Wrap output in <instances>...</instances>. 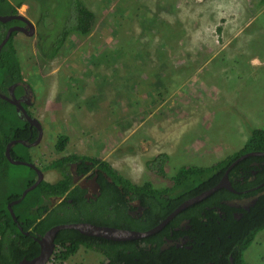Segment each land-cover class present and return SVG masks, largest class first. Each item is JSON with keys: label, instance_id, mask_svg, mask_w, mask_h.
<instances>
[{"label": "rangeland", "instance_id": "obj_1", "mask_svg": "<svg viewBox=\"0 0 264 264\" xmlns=\"http://www.w3.org/2000/svg\"><path fill=\"white\" fill-rule=\"evenodd\" d=\"M69 1L23 0L19 7L34 23L47 14L34 35L15 37L34 91L29 109L43 126L40 143L29 147L39 167L72 153L101 157L104 150L102 158L134 182L166 187L181 166H210L240 150L252 129L264 128V5L259 0H83L96 14L92 33L69 36L48 59L40 53L38 32L51 50L70 24H64ZM160 103V113L177 109L176 133L171 140L161 132L150 143V122L138 125L145 118L142 111L150 113ZM63 135L68 143L61 152L56 143ZM140 136L144 147L138 145ZM114 141L119 144L113 146ZM164 150L172 157L167 176L147 164ZM44 174L50 182L61 178L56 168ZM77 181L84 185L83 178ZM87 185L90 193L96 190L93 180ZM244 258L247 264H264V229ZM103 260L100 252L81 246L68 260L54 255L47 264Z\"/></svg>", "mask_w": 264, "mask_h": 264}, {"label": "trees", "instance_id": "obj_2", "mask_svg": "<svg viewBox=\"0 0 264 264\" xmlns=\"http://www.w3.org/2000/svg\"><path fill=\"white\" fill-rule=\"evenodd\" d=\"M23 3V0H0V14H18ZM68 5L70 8L67 9L64 24L66 21L70 24L63 27L52 41L51 50H47L42 43V30L38 32L40 53L48 59L59 54L69 36H89L94 29L96 14L85 1L72 0ZM259 5L263 6L264 0H259ZM42 7L43 4L41 10ZM46 15L45 12L40 14L37 27L42 25ZM16 23L20 22L16 19L7 23L0 21V43L8 26ZM18 33L14 32L0 51V92L8 94L9 87L19 83L15 93L20 97L25 92L23 84L27 81L15 44ZM25 106L33 115L30 106ZM37 135L36 127L20 116L16 106L0 97V264H18L24 258L32 259L39 255L41 246L35 237L40 238L61 223L91 222L149 230L184 201L216 186L237 158L246 152L264 151V128H254L240 150L210 166L183 165L172 175V184L166 187H156L150 181L136 183L102 157L67 154L46 166L58 169L60 179L55 182L43 180L13 206L17 223L8 205L35 183L37 172L26 165L9 162L6 148L14 139L33 142ZM67 143L68 137L61 136L56 149L63 152ZM12 155L26 161L33 160L29 147L21 143L13 146ZM168 162L170 155L163 152L151 158L147 164L159 175L167 176ZM17 166L21 168L15 169ZM40 168L43 171L46 169ZM77 177L93 179L98 192L88 196L87 189L78 183ZM229 178L234 189L240 193L227 188L219 189L181 211L162 230L149 237L115 241L85 235L76 229L60 230L56 237L58 252L55 256L60 261H66L84 246L104 256L100 264H247L244 252L264 229V186L250 192L245 190L264 184V156H250L237 162ZM255 196L257 200L250 211L226 202ZM237 211H242L244 216H235ZM19 225L29 234L23 232ZM185 237L189 239L183 243Z\"/></svg>", "mask_w": 264, "mask_h": 264}, {"label": "water", "instance_id": "obj_3", "mask_svg": "<svg viewBox=\"0 0 264 264\" xmlns=\"http://www.w3.org/2000/svg\"><path fill=\"white\" fill-rule=\"evenodd\" d=\"M20 20L23 21L25 24L24 25H15L11 26L8 30L7 33L0 43V51H2L4 45L9 41L11 38L12 34L14 32H23L29 36H32L36 33V26L35 24L25 15L23 14H0V21L7 23L11 20ZM1 55V53H0ZM19 85V83H15L9 87V92L8 94H4L0 92V97L9 101L10 103L14 104L16 106L17 111L20 113V116L28 121L31 126L36 127L38 135L37 138L33 142H29L27 139H14L10 141L7 145L6 148V156L9 159L8 161L11 162L12 164L16 165H26L28 167L34 168V170L37 172V179L35 183H33L31 186L27 187L20 198L13 200L12 202L9 203L8 207L9 210L12 214L13 219L15 222L18 223V217L14 211L13 206L15 204L20 203L26 195L35 189L43 180H45V174L44 171L33 161H26L23 159H18L15 158L12 155V148L14 145L17 143L24 144L27 147H32L36 146L37 144L40 143L43 137V126L42 122L35 117L34 115L29 114L27 108L25 105H31L33 103V94L34 91L32 89L31 84L26 83V87L28 92L31 94H27L24 97H18L15 93L16 87ZM250 156H264V151H251V152H246L239 158H237L232 164L228 167L226 172L224 173L222 179L220 182L208 189L202 192L201 194L189 198L188 200L184 201L180 206H178L173 212H171L163 221H161L159 224L154 226L153 228L145 231H139V230H133V229H126V228H119V227H114V226H109V225H98L94 224L91 222H71V223H61L53 226L50 228L43 236L40 238L35 237L36 240L39 242L41 246V252L39 255L32 259H27L24 258L22 259L18 264H47L54 251L56 248V237L57 234L60 230L63 229H76L82 234L89 235V236H98L110 240H115V241H128V240H135V239H140V238H145L149 237L160 230H162L171 220H173L181 211L184 209L188 208L189 206L193 205L194 203H197L199 201L204 200L205 198L211 196L213 193H215L217 190L222 189V188H227L231 190L232 192L239 193L236 189H234L232 182L229 178V173L231 169L237 164V162H240L241 160L250 157ZM255 201L253 202V204ZM20 229L25 232L26 234H29V232H26L21 225H19Z\"/></svg>", "mask_w": 264, "mask_h": 264}, {"label": "crops", "instance_id": "obj_4", "mask_svg": "<svg viewBox=\"0 0 264 264\" xmlns=\"http://www.w3.org/2000/svg\"><path fill=\"white\" fill-rule=\"evenodd\" d=\"M147 98H149V97H147ZM152 98H154L153 96H152ZM162 103H163V101H162ZM162 103H160L157 107H155V109L153 110V111H151L150 113H148V112H144V111H142L143 112V114L145 115V118L144 119H142L140 122H139V128L141 127V126H143V125H145V123L146 122H150V125L148 126V129L146 130V133H147V135H146V133H145V135L146 136H148L147 137V140L151 143V140H153V139H156V138H158L159 137V135L161 134V132H165V133H168V135H170V137H171V140H172V138H173V135L176 133V129H174V127H175V123L178 121V119L176 118L177 116H178V114H177V109L175 108H172V109H170L169 110V108H167L165 111H164V113H160L162 110H161V107H162ZM60 109L62 110L63 109V106L62 107H60ZM66 110V107H65V109H64V111ZM145 110H147V109H145ZM175 110H176V112H175ZM63 111V112H64ZM62 112V111H61ZM128 114V113H131V112H129V111H125L123 114ZM132 114V113H131ZM160 121H163V124L162 123H160ZM138 128V129H139ZM130 129V128H129ZM128 129V130H129ZM127 137V136H126ZM126 137H124L123 138V140L122 141H120V144L118 143V142H116V141H114V144H113V146H116V145H118L119 144V147L121 146V145H123L125 142H123L125 139H126ZM144 136H140L139 138H140V140H139V144L138 145H141L142 147H144L143 146V144H144V142H145V139L143 138ZM135 141V140H134ZM111 141L109 140V142L108 143H110ZM107 145V144H106ZM135 145V144H134ZM108 146V145H107ZM104 150H103V154H102V156L101 157H104L105 155H104ZM112 152H114V149L112 150ZM163 152H165V153H168L169 155H170V162H172V157H171V154L168 152V151H161V152H159V153H163ZM186 152V151H185ZM158 153V154H159ZM187 153V152H186ZM206 153H208L209 154V151H207ZM157 155V154H156ZM156 155H153L152 157H154V156H156ZM183 160V159H182Z\"/></svg>", "mask_w": 264, "mask_h": 264}, {"label": "flooded vegetation", "instance_id": "obj_5", "mask_svg": "<svg viewBox=\"0 0 264 264\" xmlns=\"http://www.w3.org/2000/svg\"><path fill=\"white\" fill-rule=\"evenodd\" d=\"M25 3H23V5H24ZM21 14V13H20ZM17 21H19L20 23H16V24H12V25H10V26H8V28H7V30L11 27V26H15V25H24L25 23L23 22V21H20V20H17ZM34 23V22H33ZM35 24V26H36V32H37V24L36 23H34ZM24 86H25V92L24 93H22L21 94V96L20 97H24L25 98V96L28 94H31L30 92H28V90H27V87H26V83L25 84H23ZM256 173V172H255ZM83 179H84V185H83V187H85L86 189H87V195L88 196H92L93 194H95V193H97L98 192V186H97V184H96V182L93 180V179H88V178H85V177H82ZM241 180H244V177H241L240 178ZM88 180H93L94 181V185L96 186L95 188H96V190L95 191H93V193H90V191H91V189H90V187H89V185H87V181ZM262 186H264V184L263 185H258V186H256V187H254V188H250V189H247V190H245V192H250L251 190H255V189H258V188H260V187H262ZM93 190V189H92ZM240 193V192H239ZM256 200H257V198H256V196L255 197H246V198H237V199H232V200H229V201H226L228 204H230L231 206H234V207H236V208H239V209H246V210H248V211H250V209H251V206L253 205V202L255 201L256 202ZM235 216H237V217H242V216H244V213L241 211H237V212H235ZM188 237H185V238H183L182 239V242L183 243H186L187 241H188ZM231 261L232 262H234V259H233V257L231 256Z\"/></svg>", "mask_w": 264, "mask_h": 264}, {"label": "built area", "instance_id": "obj_6", "mask_svg": "<svg viewBox=\"0 0 264 264\" xmlns=\"http://www.w3.org/2000/svg\"><path fill=\"white\" fill-rule=\"evenodd\" d=\"M57 248V247H56ZM56 248H55V251H54V253H53V255H52V257L55 255V252H56Z\"/></svg>", "mask_w": 264, "mask_h": 264}]
</instances>
